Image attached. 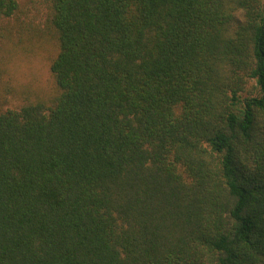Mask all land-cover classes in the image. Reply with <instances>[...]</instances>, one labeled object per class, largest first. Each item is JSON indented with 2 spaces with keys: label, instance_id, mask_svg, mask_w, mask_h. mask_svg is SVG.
<instances>
[{
  "label": "trees",
  "instance_id": "obj_1",
  "mask_svg": "<svg viewBox=\"0 0 264 264\" xmlns=\"http://www.w3.org/2000/svg\"><path fill=\"white\" fill-rule=\"evenodd\" d=\"M3 45L54 89L0 81V264H264V0H0Z\"/></svg>",
  "mask_w": 264,
  "mask_h": 264
},
{
  "label": "rangeland",
  "instance_id": "obj_2",
  "mask_svg": "<svg viewBox=\"0 0 264 264\" xmlns=\"http://www.w3.org/2000/svg\"><path fill=\"white\" fill-rule=\"evenodd\" d=\"M30 12H34V9L31 8ZM48 47L44 50L34 47L32 53H28L20 47L17 50H12L10 47L5 49V45L0 47V57L4 59V63L1 65L4 69L0 81L13 89L8 94L9 105H18L27 93L34 96L54 89L49 71L52 46L48 45Z\"/></svg>",
  "mask_w": 264,
  "mask_h": 264
}]
</instances>
